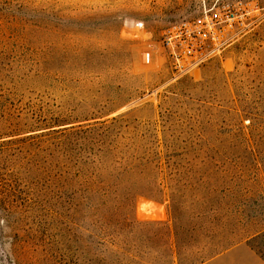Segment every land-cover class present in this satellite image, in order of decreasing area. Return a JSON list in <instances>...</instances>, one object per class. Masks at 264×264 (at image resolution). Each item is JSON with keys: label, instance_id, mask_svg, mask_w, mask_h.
<instances>
[{"label": "rangeland", "instance_id": "1", "mask_svg": "<svg viewBox=\"0 0 264 264\" xmlns=\"http://www.w3.org/2000/svg\"><path fill=\"white\" fill-rule=\"evenodd\" d=\"M236 1L0 0V264L264 263V0L188 73L160 43Z\"/></svg>", "mask_w": 264, "mask_h": 264}, {"label": "built area", "instance_id": "2", "mask_svg": "<svg viewBox=\"0 0 264 264\" xmlns=\"http://www.w3.org/2000/svg\"><path fill=\"white\" fill-rule=\"evenodd\" d=\"M258 10L242 0L233 5L203 6L196 18L181 19L167 26L160 43L171 69L180 74L188 73L214 57H221L244 29L246 16Z\"/></svg>", "mask_w": 264, "mask_h": 264}, {"label": "crops", "instance_id": "3", "mask_svg": "<svg viewBox=\"0 0 264 264\" xmlns=\"http://www.w3.org/2000/svg\"><path fill=\"white\" fill-rule=\"evenodd\" d=\"M243 250V247H236L233 248L232 250L224 253L223 255L217 256L214 259L203 263V264H220L221 262L227 261L228 259H231L233 255L239 251ZM247 255L251 256V258L256 262V264H264L256 255H254L251 252L246 251Z\"/></svg>", "mask_w": 264, "mask_h": 264}]
</instances>
